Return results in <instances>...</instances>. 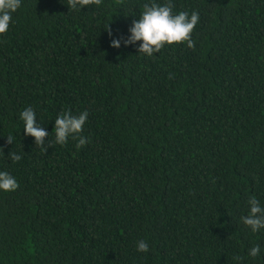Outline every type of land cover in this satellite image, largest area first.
<instances>
[{"label":"trees","instance_id":"obj_1","mask_svg":"<svg viewBox=\"0 0 264 264\" xmlns=\"http://www.w3.org/2000/svg\"><path fill=\"white\" fill-rule=\"evenodd\" d=\"M152 2L21 0L0 34V171L19 185L0 190V264H264L240 219L264 207V0H171L199 13L195 48L147 56L121 38ZM69 110L89 113L79 149L54 143Z\"/></svg>","mask_w":264,"mask_h":264},{"label":"clouds","instance_id":"obj_2","mask_svg":"<svg viewBox=\"0 0 264 264\" xmlns=\"http://www.w3.org/2000/svg\"><path fill=\"white\" fill-rule=\"evenodd\" d=\"M72 10L91 5H101L102 0H68L67 3ZM21 6V0H0V34L7 32L9 24L12 20V14ZM174 5L171 0L161 5L155 2L143 5V12L138 19L133 20L129 28L130 35L127 38H121L123 44L134 45L140 41L137 51L139 53L152 56L159 53L165 44L187 42V46L195 48V42L192 40V32L199 22V13L193 11L190 15L186 11H180L173 14ZM111 36V31H109ZM121 39H112V47L119 48ZM20 119L24 122V134L34 137L35 144L40 146L43 151H47L49 146H53L52 142L45 143V137L49 133L37 122L36 113L31 108H25L20 112ZM89 113L85 110L78 115H73L71 111L62 112L55 118V144L64 145L68 138L77 140L76 148L79 149L90 142V138L81 135L83 125L88 119ZM7 142L13 143L12 137L9 135ZM10 158L14 162L21 160V156L10 152ZM19 187L17 180L7 171H0V190L5 192L14 191ZM249 211L247 215L241 216L243 224L251 229L253 233L264 229V207L261 206L259 200L252 196L248 200ZM138 252L149 251L147 241L140 240L137 242ZM260 246L257 244L248 250V255L256 258L260 255ZM236 261L244 258L237 255L233 257Z\"/></svg>","mask_w":264,"mask_h":264}]
</instances>
